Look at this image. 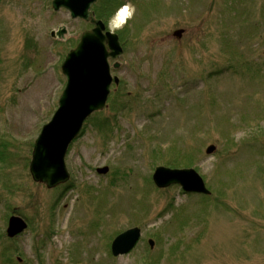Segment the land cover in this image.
<instances>
[{
    "label": "rangeland",
    "instance_id": "rangeland-1",
    "mask_svg": "<svg viewBox=\"0 0 264 264\" xmlns=\"http://www.w3.org/2000/svg\"><path fill=\"white\" fill-rule=\"evenodd\" d=\"M51 1L0 0V264H264V0H116L103 20L121 40L119 84L68 147V180L47 188L28 171L32 146L64 88L60 63L92 26ZM247 62L252 80L237 72ZM170 164L210 194L155 187ZM12 213L27 228L9 238ZM134 226L137 245L112 256Z\"/></svg>",
    "mask_w": 264,
    "mask_h": 264
},
{
    "label": "water",
    "instance_id": "water-1",
    "mask_svg": "<svg viewBox=\"0 0 264 264\" xmlns=\"http://www.w3.org/2000/svg\"><path fill=\"white\" fill-rule=\"evenodd\" d=\"M98 0H52L51 7L57 11L66 9L70 18H79L91 23L84 29L77 44L69 49L61 64V73L65 77L64 88L59 94L56 110L35 137L31 150L28 171L34 182H41L48 188L58 186L69 178L64 161L69 145L78 137L82 126L89 116L99 112L106 105L110 83H118V77L112 76L110 66L118 68L117 58L123 53L118 33L106 29L102 19L96 18L91 6ZM50 35L62 38L66 28L59 27L50 31ZM184 28L172 31L174 38L180 39ZM109 59L113 60L110 64ZM264 142V140H263ZM215 144L209 143L205 154H212ZM97 173H106L107 166L97 167ZM151 179L158 188L179 185L185 192L210 194L203 178L193 167L172 168L156 165ZM26 220L19 214L8 216L5 234L14 238L27 227ZM141 236L139 226L117 233L110 242L112 256H124L137 244ZM154 246L151 238L147 239ZM147 264V263H141ZM150 264V263H149Z\"/></svg>",
    "mask_w": 264,
    "mask_h": 264
},
{
    "label": "trees",
    "instance_id": "trees-1",
    "mask_svg": "<svg viewBox=\"0 0 264 264\" xmlns=\"http://www.w3.org/2000/svg\"><path fill=\"white\" fill-rule=\"evenodd\" d=\"M118 6H119V4L116 3V0H99V2L94 5L96 17L105 20V18H108L109 16H111L116 11V9H118L117 8ZM244 66L247 68L246 69L244 68V69L237 71V72L244 73V75H242V77L249 76V78H250V74H251V72H253L254 66L252 64H250L249 62H247V63H242L241 65H238L237 67L243 68ZM251 66H253V67H251ZM250 80H252V79L250 78ZM123 108H125V106H122L120 109H123ZM91 118H93V117H90L89 119H91ZM104 120H106V121L105 122L99 121V123L97 122L96 126L100 127L101 129H107V126L109 125V123L107 122L108 121L107 119H104ZM170 165L173 167L176 166V165H172V164H170Z\"/></svg>",
    "mask_w": 264,
    "mask_h": 264
},
{
    "label": "clouds",
    "instance_id": "clouds-1",
    "mask_svg": "<svg viewBox=\"0 0 264 264\" xmlns=\"http://www.w3.org/2000/svg\"><path fill=\"white\" fill-rule=\"evenodd\" d=\"M128 7H130V5H125L124 9L119 11L118 16H117L116 27H122V22L124 20V17H125V14H126V10H127Z\"/></svg>",
    "mask_w": 264,
    "mask_h": 264
},
{
    "label": "bare ground",
    "instance_id": "bare-ground-1",
    "mask_svg": "<svg viewBox=\"0 0 264 264\" xmlns=\"http://www.w3.org/2000/svg\"><path fill=\"white\" fill-rule=\"evenodd\" d=\"M122 9H124V7H122L120 10H122ZM120 10H119V11H120ZM119 11L116 13V14H117V15H116V19H117V16H118ZM127 13H128V11L126 10V14H125L124 20L127 19V18H126V17H127ZM124 20H123V21H124ZM81 131H82V130H81ZM80 133H81V132H80ZM263 140H264V139H263ZM67 153H68V151H67ZM67 153H66V154H67ZM65 156H66V155H65ZM64 160H65V158H64ZM163 166H164V165H163ZM166 166H168V167H172V168H177V167H173V166H169V165H166ZM166 166H165V167H166ZM189 167H190V166H189ZM60 184H64V183H60ZM153 184H154V183H153ZM154 186H155V185H154ZM64 187H65L66 189H68V188L70 187V184H69V185H65ZM155 187H156V186H155ZM157 188H158V187H157ZM160 189H164V188H160ZM183 191H184V190H183ZM186 193H187V192H186ZM191 193H195V192H191ZM195 194H199V193H195ZM17 214H19V213H17ZM21 233H22V232H21ZM18 235H19V234H18Z\"/></svg>",
    "mask_w": 264,
    "mask_h": 264
},
{
    "label": "flooded vegetation",
    "instance_id": "flooded-vegetation-1",
    "mask_svg": "<svg viewBox=\"0 0 264 264\" xmlns=\"http://www.w3.org/2000/svg\"><path fill=\"white\" fill-rule=\"evenodd\" d=\"M120 66V65H119ZM110 73H111V69H110ZM115 76V75H114Z\"/></svg>",
    "mask_w": 264,
    "mask_h": 264
}]
</instances>
